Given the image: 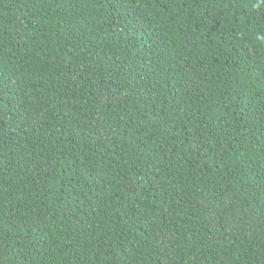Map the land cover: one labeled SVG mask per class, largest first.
<instances>
[{"label":"trees","instance_id":"1","mask_svg":"<svg viewBox=\"0 0 264 264\" xmlns=\"http://www.w3.org/2000/svg\"><path fill=\"white\" fill-rule=\"evenodd\" d=\"M0 264H264V0H0Z\"/></svg>","mask_w":264,"mask_h":264}]
</instances>
